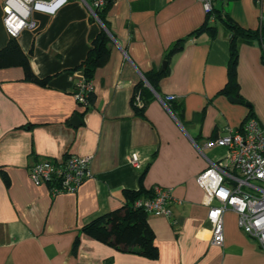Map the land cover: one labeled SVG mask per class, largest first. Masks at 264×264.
Segmentation results:
<instances>
[{
	"label": "crops",
	"instance_id": "obj_1",
	"mask_svg": "<svg viewBox=\"0 0 264 264\" xmlns=\"http://www.w3.org/2000/svg\"><path fill=\"white\" fill-rule=\"evenodd\" d=\"M4 1L0 50L11 38L3 23ZM108 3L110 56L92 77L88 106L77 102L75 89L85 78L80 65L104 25L80 0L54 14L35 12L36 28L17 37L43 83L27 79L22 65L0 67V264H264V249L231 209L224 213L223 245L212 243L199 181L209 162L224 160L227 152L206 149L208 140L250 119L264 129V0H216L213 18L199 0ZM227 19L259 33L236 41V93L224 91L232 36ZM206 23L214 35L198 32ZM178 42L181 49L168 56ZM165 61L168 72L156 91L145 74L162 71ZM142 81L143 115L135 109L144 104ZM166 95L175 96L169 108L158 97ZM69 154L91 158L92 175L77 192L54 196L47 185H34L33 164ZM156 185L172 188V216L146 215L156 257L83 231L126 204L128 192H153Z\"/></svg>",
	"mask_w": 264,
	"mask_h": 264
},
{
	"label": "built area",
	"instance_id": "obj_2",
	"mask_svg": "<svg viewBox=\"0 0 264 264\" xmlns=\"http://www.w3.org/2000/svg\"><path fill=\"white\" fill-rule=\"evenodd\" d=\"M71 0H5L3 23L11 37H18L25 29H35V12L56 13ZM90 13L101 22L98 11L108 0H80ZM208 18H213L216 0H199ZM264 35V18L261 20ZM92 79L84 78L76 84L75 97L78 103L88 106L93 95ZM166 108L175 99L174 95L158 96ZM138 98V97H137ZM204 154L203 148L196 145ZM214 146L227 149L224 160L210 161L200 176L204 190V204L209 206L212 243L223 245L224 213L231 209L238 214V223L243 231L256 239L264 249V129L255 120L244 122L237 130L215 140H208L205 148ZM137 156L132 161L137 162ZM91 158L69 154L61 160L43 159L33 164L29 177L36 186L47 185L52 195L75 193L89 178ZM172 188L156 185L150 197L135 201L137 208L146 213L172 216L170 201Z\"/></svg>",
	"mask_w": 264,
	"mask_h": 264
},
{
	"label": "trees",
	"instance_id": "obj_3",
	"mask_svg": "<svg viewBox=\"0 0 264 264\" xmlns=\"http://www.w3.org/2000/svg\"><path fill=\"white\" fill-rule=\"evenodd\" d=\"M109 3L104 8L98 11V16L103 23L104 27L97 34L92 42V47L89 50L86 59L80 65L83 68L85 77L92 79L94 73L98 67L105 65L110 56V34L108 32V25L105 18V13L108 9ZM209 21L207 20V23ZM227 26L232 31L231 43H230V58L228 64V82L224 91L236 93L238 90L237 81V64H238V51L236 48V41L240 36L253 37L258 36V32L246 30L232 22L231 20H225ZM204 24L198 32L207 31L212 35L215 34L213 27ZM182 47L181 43L178 42L168 52V56L172 53L180 50ZM22 65L25 69L26 78L37 82L43 83L44 81L36 77L31 70L29 59L27 55L21 49L16 37H11L7 45L0 50V67H9ZM168 70L165 71H152L145 74L147 81L153 87L154 90H158V80L166 75ZM142 81L138 85V90L142 92L141 97L144 101L143 106L135 109L141 115L144 114V108L147 100L143 97V92L147 89ZM146 87V88H145ZM172 111L176 112L175 106L170 104ZM152 190L139 189L137 191L128 192V201L123 206L116 208L110 212H107L92 221L88 222L83 226V231L88 235L95 237L96 239L113 245L122 250H129L132 248H139V252L147 257H156L157 246L155 244V236L151 230L146 215L142 208L135 206V201L141 197H150ZM78 242V240H76ZM76 242V244H77Z\"/></svg>",
	"mask_w": 264,
	"mask_h": 264
},
{
	"label": "water",
	"instance_id": "obj_4",
	"mask_svg": "<svg viewBox=\"0 0 264 264\" xmlns=\"http://www.w3.org/2000/svg\"><path fill=\"white\" fill-rule=\"evenodd\" d=\"M166 67H167V62L165 61V62L163 63V67H162V69L165 70ZM229 99H230L231 101H234V102H238V101H239L238 98L233 97V96H230ZM73 122H74L75 124L79 123V122H80L79 117H77V116L74 117Z\"/></svg>",
	"mask_w": 264,
	"mask_h": 264
}]
</instances>
